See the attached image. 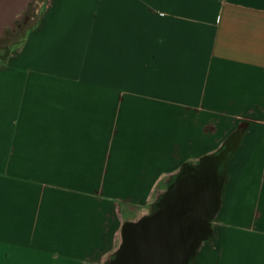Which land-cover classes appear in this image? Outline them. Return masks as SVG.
I'll use <instances>...</instances> for the list:
<instances>
[{"label": "crops", "instance_id": "crops-1", "mask_svg": "<svg viewBox=\"0 0 264 264\" xmlns=\"http://www.w3.org/2000/svg\"><path fill=\"white\" fill-rule=\"evenodd\" d=\"M237 131L189 264H264V0H47L0 61V264H109Z\"/></svg>", "mask_w": 264, "mask_h": 264}, {"label": "water", "instance_id": "water-1", "mask_svg": "<svg viewBox=\"0 0 264 264\" xmlns=\"http://www.w3.org/2000/svg\"><path fill=\"white\" fill-rule=\"evenodd\" d=\"M31 0H0V34ZM237 131L216 154L203 157L185 180L179 176L165 195L161 210L137 223H126L123 244L109 264H189L196 249L212 234L211 222L219 210L225 185L228 154L238 146ZM133 231L134 239L129 238Z\"/></svg>", "mask_w": 264, "mask_h": 264}, {"label": "rangeland", "instance_id": "rangeland-1", "mask_svg": "<svg viewBox=\"0 0 264 264\" xmlns=\"http://www.w3.org/2000/svg\"><path fill=\"white\" fill-rule=\"evenodd\" d=\"M47 0H31L27 8L14 20V26L6 30L5 37H0V58L13 51L22 43L30 28L38 22Z\"/></svg>", "mask_w": 264, "mask_h": 264}, {"label": "flooded vegetation", "instance_id": "flooded-vegetation-1", "mask_svg": "<svg viewBox=\"0 0 264 264\" xmlns=\"http://www.w3.org/2000/svg\"><path fill=\"white\" fill-rule=\"evenodd\" d=\"M5 34H6V31L4 32V34H0V37H5ZM230 155H231V153L228 154V157H229ZM199 162H200V161H199ZM199 162H198L197 164H195V165H198ZM191 166H192V165H191ZM193 166H194V165H193ZM192 170H193L192 167H185V171H184L183 169L180 170V172L176 175V177H175V179L173 180V182L169 185L167 191H166V192L162 195V197L157 201V203L155 204V206H154L152 212H151L149 215H151V214H153V213H156V212H158V211L161 210L160 208H161V205H162V203H163V200H164V198H165L166 193H167L168 190L171 188V186L177 182L178 177H179V176H182V177L184 178V180H185L186 177H189V175L192 174ZM128 234H129V238H130V240H131V239H134L135 236H134L133 231L130 230Z\"/></svg>", "mask_w": 264, "mask_h": 264}, {"label": "trees", "instance_id": "trees-1", "mask_svg": "<svg viewBox=\"0 0 264 264\" xmlns=\"http://www.w3.org/2000/svg\"><path fill=\"white\" fill-rule=\"evenodd\" d=\"M9 55H10V54L8 53L5 57L0 58V61H4V60H6V59L9 57ZM113 257H114V256H113ZM113 257H111V259H112ZM111 259H110V260H111Z\"/></svg>", "mask_w": 264, "mask_h": 264}]
</instances>
